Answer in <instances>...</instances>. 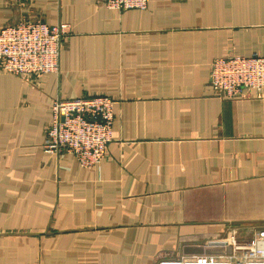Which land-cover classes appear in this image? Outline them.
I'll return each mask as SVG.
<instances>
[{"label": "crops", "instance_id": "1", "mask_svg": "<svg viewBox=\"0 0 264 264\" xmlns=\"http://www.w3.org/2000/svg\"><path fill=\"white\" fill-rule=\"evenodd\" d=\"M71 26L60 71L0 69V264H158L264 223V92H216L211 63L264 56V0H0V28ZM116 100L98 164L44 144L56 98Z\"/></svg>", "mask_w": 264, "mask_h": 264}, {"label": "built area", "instance_id": "2", "mask_svg": "<svg viewBox=\"0 0 264 264\" xmlns=\"http://www.w3.org/2000/svg\"><path fill=\"white\" fill-rule=\"evenodd\" d=\"M107 8L121 12L146 9L150 0H103ZM71 33L67 22L49 24L23 19L0 28V69L23 77L59 72L64 39ZM213 89L238 98L246 90L264 92V56L231 54L211 63ZM116 100L107 94L56 98L47 129V152L72 153L84 167L98 164L113 139ZM158 264H264V227L252 236L230 234L226 248L217 253L162 259Z\"/></svg>", "mask_w": 264, "mask_h": 264}, {"label": "rangeland", "instance_id": "3", "mask_svg": "<svg viewBox=\"0 0 264 264\" xmlns=\"http://www.w3.org/2000/svg\"><path fill=\"white\" fill-rule=\"evenodd\" d=\"M244 225H246V226L244 227L246 231H247V230H249V231L253 230L254 233H255L259 228L264 227V223L244 224ZM254 233H253V234H254Z\"/></svg>", "mask_w": 264, "mask_h": 264}]
</instances>
